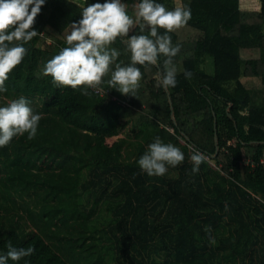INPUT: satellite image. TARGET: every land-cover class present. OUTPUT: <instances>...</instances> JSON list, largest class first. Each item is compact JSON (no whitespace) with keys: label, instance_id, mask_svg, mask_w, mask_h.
<instances>
[{"label":"trees","instance_id":"trees-1","mask_svg":"<svg viewBox=\"0 0 264 264\" xmlns=\"http://www.w3.org/2000/svg\"><path fill=\"white\" fill-rule=\"evenodd\" d=\"M86 2L46 0L32 25L39 34L25 45V57L5 81L9 94L39 97L44 112L33 139L25 133L9 144L25 142L29 151L35 146L60 161L61 168H42L40 176L26 180L44 193L31 201L40 204L37 215L52 222L28 232L18 220L6 225L0 216V250L8 241L33 246L34 252L17 264L24 259L87 264L96 247L93 234L100 231L106 235L102 241L111 245L108 257L122 256L118 264H253L256 256L264 264V0H183L191 18L170 33L172 43L180 46L173 57L177 84L168 89L158 85L164 67L160 57L158 65H138L142 76L135 96L108 85L110 74L96 87L107 91L102 95L96 88L82 94L57 86L44 74L45 62L66 46L71 22L80 18ZM159 2L171 9L178 0ZM110 46L120 51L117 62H130L126 37ZM205 54L212 58L211 74L199 65ZM247 81L260 84V97ZM122 120L136 130L133 157L125 154ZM56 121L62 127L47 126ZM155 137L185 154L173 176H148L136 163ZM193 149L214 160L218 169L208 168L205 159L193 173ZM0 157H9V151L1 147ZM3 178L0 186H9ZM18 192L23 191L0 190V198L14 200ZM98 207L110 211L103 228L88 223ZM53 233L57 240L48 241ZM154 248L171 258L152 261Z\"/></svg>","mask_w":264,"mask_h":264},{"label":"clouds","instance_id":"clouds-1","mask_svg":"<svg viewBox=\"0 0 264 264\" xmlns=\"http://www.w3.org/2000/svg\"><path fill=\"white\" fill-rule=\"evenodd\" d=\"M46 0H0V93L5 92V81L13 68L20 64L28 49L25 45L39 33L32 25ZM191 8L183 0L168 9L159 0H135L134 13L129 14L125 0H87L80 10V18L71 22L65 37L66 46L48 59L43 67L57 86H68L87 94L89 88L101 84L106 74L107 83L122 94L135 96L142 73L140 67L158 65L163 57V71L158 85L165 89L177 84V69L173 63L180 46L172 43L170 33L186 25ZM139 31H134V29ZM133 34L129 35V32ZM126 37L130 62H117L120 51L110 45ZM191 71L184 76L190 78ZM83 85L84 87H79ZM41 113L35 112L29 101L20 96L0 104V147L14 136L37 134ZM185 159L180 147L155 137L136 161L140 171L148 176H162L169 167H176ZM206 159L204 153L193 149L191 171L196 173ZM34 252L33 246L17 247L7 242L0 250V264H17ZM23 264H30L27 259Z\"/></svg>","mask_w":264,"mask_h":264},{"label":"rangeland","instance_id":"rangeland-1","mask_svg":"<svg viewBox=\"0 0 264 264\" xmlns=\"http://www.w3.org/2000/svg\"><path fill=\"white\" fill-rule=\"evenodd\" d=\"M81 2L82 0H76ZM126 4L128 5L129 14L134 13V4L132 1H126ZM200 67L204 69L207 73H212L213 71V63L212 58L209 55H203L202 60L200 62ZM248 85H250L255 91H257L258 97L261 96L260 92V84L256 81H250L248 82ZM22 95H16V94H9L6 91L3 93H0V104H5L8 101L18 98ZM25 97L29 103L30 106L33 108L35 112L41 113V119L44 117V112L42 110L41 105V99L37 96H23ZM41 119L38 123V127L41 126ZM54 123V121H53ZM47 123V126L56 128L62 127L61 124H59L56 121V124ZM46 124V123H45ZM151 129H154V125H150ZM170 130H172L171 126H168ZM120 130L122 132V135L125 137V154L127 156L133 157L134 156V149L132 147V143L135 139V128L132 127L130 121L122 120L120 123ZM182 144H185V141L180 139L179 140ZM132 148H131V147ZM1 148V147H0ZM36 150L29 151L27 150L28 147L26 146L25 142L21 144H17L16 146H12L11 144H7L2 147L3 150L7 149L9 151V157H0V175H4V184L8 182L9 186L2 185L0 186V190H17V191H23L22 193H13L14 200L9 199L8 197L6 199L0 198V216H2L3 221L6 225L11 224V222L14 221V219L18 220L19 228H24L26 230H39L41 231L43 228L47 227L52 220L49 219L48 216L42 217V215H37L40 204L35 205L34 202L31 203V201L40 200L41 195H43V191H39L37 189L38 187L33 186L32 184H28L26 180L33 179L34 176L37 174V176H40V170L44 168V170L48 169L49 172L58 171L61 168V162L58 160H52L50 157H46L43 154L38 153L39 150L37 147L34 146ZM2 154V153H1ZM4 156V155H3ZM206 165L208 168L212 170H217L218 166L216 165L215 161L212 159H209L206 157ZM47 167V168H45ZM176 169L175 167H169L168 171L164 174L166 176H173L175 175ZM39 173V174H38ZM57 174L56 172L54 173ZM80 175V179L83 178V175ZM60 177L68 178V174H64L63 172L56 175ZM33 189H37L35 191H32ZM26 190L29 193L26 194ZM37 191V192H36ZM60 193H56L55 195H59ZM81 202L85 201L84 192L80 194ZM47 204L49 202H46ZM32 204L34 206H32ZM45 204V203H44ZM72 210V206H69ZM40 216V217H39ZM110 217V211L105 209L104 207L97 208L96 210H93V214L88 219V223L96 228H103L102 225H105L108 223L106 220ZM42 220V221H40ZM56 222L63 223V220L60 218L56 219ZM61 225V224H60ZM59 225V226H60ZM224 227H221V230ZM99 233L93 234L94 238V245H96L95 248H92L89 255L86 257L87 264H97L104 261V264H118L119 261L123 262V258L120 255V259L116 260V256L108 257L106 249L110 247L111 245L107 242H103L102 240L105 239L106 235L103 232L98 231ZM56 233L51 234V238L48 239V241H56L57 237L55 236ZM120 254V253H119ZM143 255V254H142ZM151 257L152 261L161 262L162 260L166 258H171V256H168L165 254V252L158 248L154 250H151ZM105 258V259H104ZM139 259V257L136 258V260ZM117 262V263H116ZM206 263L208 264H217V261L214 262V260H206ZM253 264H263L259 261V256H256L254 258Z\"/></svg>","mask_w":264,"mask_h":264},{"label":"built area","instance_id":"built-area-1","mask_svg":"<svg viewBox=\"0 0 264 264\" xmlns=\"http://www.w3.org/2000/svg\"><path fill=\"white\" fill-rule=\"evenodd\" d=\"M95 92L100 94V95H102V94L106 93L107 91L105 89H102V88L98 87V88L95 89Z\"/></svg>","mask_w":264,"mask_h":264}]
</instances>
